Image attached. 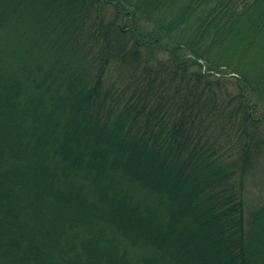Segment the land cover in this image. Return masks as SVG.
Segmentation results:
<instances>
[{
    "label": "trees",
    "instance_id": "16d2710c",
    "mask_svg": "<svg viewBox=\"0 0 264 264\" xmlns=\"http://www.w3.org/2000/svg\"><path fill=\"white\" fill-rule=\"evenodd\" d=\"M2 3L0 264H264V0Z\"/></svg>",
    "mask_w": 264,
    "mask_h": 264
},
{
    "label": "rangeland",
    "instance_id": "374dc122",
    "mask_svg": "<svg viewBox=\"0 0 264 264\" xmlns=\"http://www.w3.org/2000/svg\"><path fill=\"white\" fill-rule=\"evenodd\" d=\"M22 1L23 0H3L2 5L5 4V17L14 18L20 6H22ZM48 2L50 5H52L54 3V0H48ZM104 149H106V147ZM132 161L133 164H137L138 158ZM143 172H145V176H147L148 178V173L144 170ZM133 174H135V172H133ZM152 179H154V177ZM246 181L247 182L245 186L247 190V194H246L247 203L255 206L259 204L260 205L264 204V169L258 170L255 175L251 176ZM171 187L172 186L169 187L167 186L166 194L169 192V189H172Z\"/></svg>",
    "mask_w": 264,
    "mask_h": 264
}]
</instances>
